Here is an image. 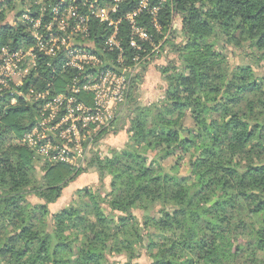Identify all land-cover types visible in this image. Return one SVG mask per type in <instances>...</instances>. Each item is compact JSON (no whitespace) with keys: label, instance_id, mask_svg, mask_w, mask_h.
<instances>
[{"label":"trees","instance_id":"1","mask_svg":"<svg viewBox=\"0 0 264 264\" xmlns=\"http://www.w3.org/2000/svg\"><path fill=\"white\" fill-rule=\"evenodd\" d=\"M23 6L16 3L15 13ZM175 13L185 32V41L173 44L184 71L163 68V101L142 105L141 74L129 73L126 101L111 125L122 130L118 122L127 106L130 144L88 161L101 180L110 178L105 194L86 188L79 200L53 212L51 204L83 169L43 164L38 178L34 151L19 142L40 120L38 108L24 97L13 105L0 98V264H144V252L147 264H264V74L250 64L232 68L216 49L220 37L264 63V0H166V31ZM4 17L0 46L24 29ZM141 23L149 26V17ZM92 30L101 44L107 31L95 22ZM128 32L124 23L127 65L135 66ZM94 48L103 59L116 58V51ZM69 80L66 73L59 77L57 90ZM79 99L93 102L84 92ZM8 135L16 142L5 146ZM194 150L191 183L175 164L169 170L162 164Z\"/></svg>","mask_w":264,"mask_h":264},{"label":"built area","instance_id":"2","mask_svg":"<svg viewBox=\"0 0 264 264\" xmlns=\"http://www.w3.org/2000/svg\"><path fill=\"white\" fill-rule=\"evenodd\" d=\"M165 1L0 0V16L24 27L18 40L0 47V98L13 105L24 97L37 106L40 120L23 137L31 150L72 167L73 160L83 164L95 153L110 155L92 148L89 134L99 121L111 126L115 112L126 101L129 73H135L124 65L128 59L122 25H129L128 46L137 52L132 57L137 65L142 44L152 41V33L166 32L161 22ZM18 2H23V10L15 13ZM8 7H13L9 13ZM144 16L149 17V26L141 23ZM94 22L107 31L101 44L92 37ZM171 26L176 29L174 23ZM95 46L105 55L116 51V58L103 59ZM109 63L114 67H103ZM86 67L90 71L84 72ZM64 73L70 80L58 91L56 80ZM82 92L93 97L91 104L79 99Z\"/></svg>","mask_w":264,"mask_h":264},{"label":"rangeland","instance_id":"3","mask_svg":"<svg viewBox=\"0 0 264 264\" xmlns=\"http://www.w3.org/2000/svg\"><path fill=\"white\" fill-rule=\"evenodd\" d=\"M12 10L13 7H8L7 13L11 12ZM6 18L7 16L4 17V20ZM16 19H19V15ZM170 20L171 25L174 23L176 29L172 28L171 26V29H168L161 38L157 37L159 34L154 32L152 33V41H145L144 44H142L143 48L141 51L143 52V59L148 60L147 64L142 61V64L139 63L135 66H128V62L124 61V65L127 69H131L132 71H134V74H141L142 80L138 82V102L140 105L150 104L157 101L160 103L163 101V91L167 86V81L164 79L165 73L163 72V68H168L172 71L171 66L176 65L178 68H180L181 72L184 71V67L181 65L178 58V54L176 53L175 47L173 45L176 43L181 44L185 41L183 39V37H185V32L183 30V20L181 16L176 15V13ZM11 40L14 39L9 37L7 38V42H10ZM216 40V49L227 56V59L229 60L230 66L232 68L236 67L237 65L250 64L254 67V70L257 75L264 74V63H259L256 61L255 58H251L248 55V51L242 49L238 43L234 45L229 44L225 42L223 38L220 37H217ZM126 52L127 51L125 49V56L128 59ZM145 65L147 68L146 70H144L143 68ZM88 71H90V69L89 67H86L84 72ZM114 86L117 87V85ZM125 109L126 110L123 116L118 122L120 126H123L122 130L115 132L113 129L117 128L116 125L106 127L102 125V121H99L98 123H96L97 125L94 128H91L89 134L91 135V147H96L98 149V153L111 154L114 150L122 151L127 148V145L130 144L132 138V133L130 132V121L132 114L128 111L127 106L125 107ZM186 122L188 125L191 120L187 119ZM15 142L16 141L15 139H13L12 135H8L4 140L3 144L5 146H8ZM19 142L29 147L28 142H25V140L23 141V138ZM197 154L198 152L194 150L185 154L183 159H177L174 156L164 159L162 161V164L168 170L170 166L175 164V172L181 177H188L187 181L188 183H191L193 179L192 163ZM34 155V165L36 168V174L37 177L40 178L43 174V164L48 165L51 163H55L56 161L50 155L43 154L41 152L34 151ZM153 156L154 154H149V159L151 160ZM90 158L91 157H89L88 160L83 164H80L78 160H73V168L75 170L82 168L83 170L74 181H71L65 187L58 201L51 204V209L53 212H58L63 207L69 205L70 203H74L76 200H79L81 196L83 197L84 190L86 188L91 189L93 191H99L102 194H105L107 191L110 190V178L106 177L104 180H101L97 169L88 166V161L90 160ZM34 200L36 201L35 198ZM87 216L90 218L91 213H89ZM140 260L144 264L149 263L146 252L143 253Z\"/></svg>","mask_w":264,"mask_h":264}]
</instances>
